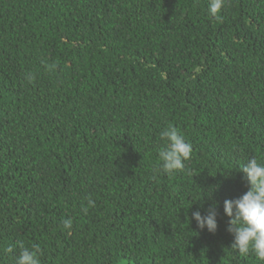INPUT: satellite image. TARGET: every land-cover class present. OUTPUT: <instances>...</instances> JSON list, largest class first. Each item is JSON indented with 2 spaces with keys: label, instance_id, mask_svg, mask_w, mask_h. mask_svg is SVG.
<instances>
[{
  "label": "trees",
  "instance_id": "16d2710c",
  "mask_svg": "<svg viewBox=\"0 0 264 264\" xmlns=\"http://www.w3.org/2000/svg\"><path fill=\"white\" fill-rule=\"evenodd\" d=\"M210 2L0 0V264H264L223 206L264 163V0ZM169 125L192 145L171 175Z\"/></svg>",
  "mask_w": 264,
  "mask_h": 264
},
{
  "label": "clouds",
  "instance_id": "9594fccd",
  "mask_svg": "<svg viewBox=\"0 0 264 264\" xmlns=\"http://www.w3.org/2000/svg\"><path fill=\"white\" fill-rule=\"evenodd\" d=\"M222 5L223 0H211V15L215 16ZM160 136L167 141L159 151L160 169L163 173L171 175L185 167L184 162L191 156L192 145L186 141L178 128L172 125L165 128ZM241 170L245 174L248 190L238 198L226 199L223 202L224 213L230 218L227 230L233 235L231 248L237 250L241 256L254 253L259 260L264 261V163L252 157L241 166ZM88 205L94 206L95 202L89 198ZM84 211L87 212L88 208L85 207ZM217 215L216 205L209 206L204 214L199 210L192 212V218L199 228H206L211 233L218 229ZM64 226L71 228L72 220H65ZM7 251L11 253L13 249L9 247ZM38 253V245H33L32 249L21 246L15 264H40Z\"/></svg>",
  "mask_w": 264,
  "mask_h": 264
}]
</instances>
